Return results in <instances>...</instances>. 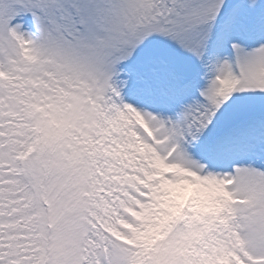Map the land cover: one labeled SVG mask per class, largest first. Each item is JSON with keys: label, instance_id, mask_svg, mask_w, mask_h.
I'll use <instances>...</instances> for the list:
<instances>
[{"label": "snow or ice", "instance_id": "6c2138e0", "mask_svg": "<svg viewBox=\"0 0 264 264\" xmlns=\"http://www.w3.org/2000/svg\"><path fill=\"white\" fill-rule=\"evenodd\" d=\"M0 264H264V0H0Z\"/></svg>", "mask_w": 264, "mask_h": 264}]
</instances>
